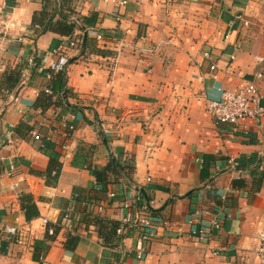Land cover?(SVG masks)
Masks as SVG:
<instances>
[{"label": "crops", "instance_id": "crops-1", "mask_svg": "<svg viewBox=\"0 0 264 264\" xmlns=\"http://www.w3.org/2000/svg\"><path fill=\"white\" fill-rule=\"evenodd\" d=\"M56 2L0 0V82L24 64L15 89L0 91V264H257L264 119L232 131L206 104L257 72L264 104V0H61L90 19L72 34L87 36L84 48L31 24ZM53 63L64 64L65 95L43 111L34 102L52 85ZM56 157L50 185L40 173ZM109 159L122 169L99 185L92 170ZM24 194L38 210L30 220ZM87 211L120 223L116 246L85 224ZM67 234L79 238L73 252Z\"/></svg>", "mask_w": 264, "mask_h": 264}, {"label": "trees", "instance_id": "trees-1", "mask_svg": "<svg viewBox=\"0 0 264 264\" xmlns=\"http://www.w3.org/2000/svg\"><path fill=\"white\" fill-rule=\"evenodd\" d=\"M57 6L59 9L54 10L49 16V18L44 22L45 18L48 16L46 10H42L39 13H35L32 17V25H38L42 26L41 32H45L48 30L55 31L56 33H59L61 35H66L72 37L73 32L75 29H78V27H86V25L90 24V19H84V18H77L76 21H71L70 16L73 12L69 11V7L66 9L63 5L61 0H56ZM67 11V12H66ZM66 13V14H65ZM55 15H58L57 21L52 23V18L55 17ZM60 17V18H59ZM84 21V22H82ZM87 40V36L83 38V42L81 47L84 48L85 43ZM71 62V61H70ZM69 63V62H68ZM40 64V60L38 59L36 62H34V69L37 68ZM24 68V64L15 66L14 68L8 70L3 75L1 82H0V91H11L15 89V87L19 84L22 76V70ZM46 73H54L53 70L47 69L45 70ZM65 83V70L64 66L57 70L55 75L53 76L52 85L50 86L51 94H47L44 91L39 94L34 102V107L41 108L43 111L46 110L48 107L53 105L55 102H52L53 96L56 94L58 100H62L65 93L61 92L63 91V85ZM20 126V125H18ZM17 126V127H18ZM49 146V145H47ZM120 168L122 169V166L120 165L119 161L114 159H109L108 163L103 167L99 169H93V174L96 179L97 184L99 185H106L107 183V175L109 173H113L116 170L120 171ZM61 169V164L58 161V158L50 159L49 167L44 173H40L41 176H45L46 183L50 185H55L59 173ZM54 172V174H52ZM123 175L126 176V178L129 177V175L125 172H123ZM20 205L21 209L24 211L25 217L27 220H30L33 217L38 216V210L33 202V198L31 195L24 194L20 198ZM82 220L87 225H93L97 229V233L99 237L103 240V243L106 245H109L111 247H114L117 245V242L121 240V236L117 235V231L120 228V223L116 222L114 220H110L105 217H99V216H93L90 211L84 212L82 215ZM57 229H54V234L56 233ZM53 234V235H54ZM53 235L49 236L46 234L45 240H52ZM79 238L77 236L67 234L66 239L64 242V249L70 252H73L78 244ZM44 246V245H43ZM41 247V249L43 248ZM47 249V247H45ZM42 253H35L33 254V259L37 262H40L42 260Z\"/></svg>", "mask_w": 264, "mask_h": 264}, {"label": "built area", "instance_id": "built-area-1", "mask_svg": "<svg viewBox=\"0 0 264 264\" xmlns=\"http://www.w3.org/2000/svg\"><path fill=\"white\" fill-rule=\"evenodd\" d=\"M78 1V0H73ZM71 21H76L77 17L72 15L70 18ZM97 38L101 37L97 35ZM68 47L69 48H77L81 47L82 41L78 40L75 37L69 38ZM56 54V53H55ZM203 56L205 58H210V53L208 51L203 52ZM64 65V64H63ZM61 65L59 68L56 63L51 64V69L58 70L63 67ZM211 69L214 70V66H211ZM53 70V71H54ZM263 79L262 72H257L253 75L252 79L245 78L243 82L234 90H227L222 94V97L218 101L209 100L206 104V109L208 114L211 116L215 125H228L232 127V131L235 130V125L243 119H264V104H262L263 96L260 93L259 86L257 81ZM45 93L51 94V90L49 88H45ZM73 130V126L68 127V132L66 135ZM35 140H40V136L38 134L33 135ZM112 196V195H111ZM71 210H68V213L65 214L64 218H70ZM46 223V220H44ZM139 227L142 229V238L148 239L150 238V233L146 231L147 229L152 228V221L149 217H143L138 221ZM11 234H14V230L10 231ZM47 233L49 235L54 234V229H47ZM259 243L257 246V264H264V233L259 234Z\"/></svg>", "mask_w": 264, "mask_h": 264}]
</instances>
